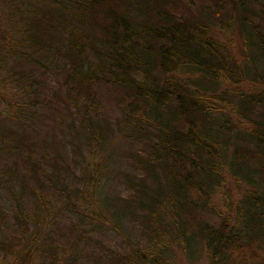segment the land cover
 I'll return each mask as SVG.
<instances>
[{
    "label": "trees",
    "instance_id": "trees-1",
    "mask_svg": "<svg viewBox=\"0 0 264 264\" xmlns=\"http://www.w3.org/2000/svg\"><path fill=\"white\" fill-rule=\"evenodd\" d=\"M50 1L39 17L25 14L19 41L0 27V52L21 58L4 78L20 117L8 129L0 117V156L25 155L21 173L15 164L0 172L18 185L16 195L7 189L11 211L0 203V264H264V0ZM101 87L121 127L100 119ZM35 102L68 115L71 160L55 148L52 163L35 157L25 141ZM119 139L126 193L103 196ZM59 205L81 220L54 240ZM102 230L123 251L97 242L81 257L79 244Z\"/></svg>",
    "mask_w": 264,
    "mask_h": 264
},
{
    "label": "rangeland",
    "instance_id": "rangeland-1",
    "mask_svg": "<svg viewBox=\"0 0 264 264\" xmlns=\"http://www.w3.org/2000/svg\"><path fill=\"white\" fill-rule=\"evenodd\" d=\"M0 0V27L3 31H8L7 33H11L12 37H16L15 40L19 41L21 36H19L18 32L22 27L20 26L21 23L24 22V19L29 14H35L36 11L39 9H46L51 5V1L49 0ZM33 11L35 13H33ZM10 17H9V16ZM39 17V15H36ZM9 19V20H8ZM14 26V27H13ZM18 52L20 50H25L22 46L17 47ZM0 51L1 47H0ZM20 57H16L13 53L10 55V59L4 57V54L0 52V117L5 118L6 121H8L6 124H4V127L8 129V127L15 126V123L10 122V118L12 117H20L19 115H16V108L18 104V100L15 99L13 95L16 96L17 90L15 89V85L13 81H8L7 79H4L7 72L10 71V67L15 68L16 63H20L19 60ZM17 60V61H16ZM15 61V62H14ZM24 68V70H29L31 67L30 65L21 64ZM59 76L55 77H48L47 80H45V83L41 84V91H38V96L41 98V101H43V97L49 96V91L53 89L55 81ZM56 78V79H55ZM41 80V79H40ZM109 88L101 87L97 88V113L100 115V119L106 118V122L108 125L112 127V129H115L117 127H121L119 123L120 115L115 110V103L112 100V96L110 95ZM14 98V100H11V98ZM39 105L35 102L32 105H29V109L31 110L30 113V119H28V122H25L23 119V130L26 132L25 141L30 142L33 144V148L35 151V157L44 156L45 158H48L49 161L52 163V154L53 148L58 149L60 151V157L63 160H67L70 158L72 159V152L69 149V140L68 137H64V134L66 132L65 125L70 119L67 117V114L63 113V109L54 108L52 109L54 112H47L46 109H40L38 107ZM39 109V110H37ZM57 111V112H56ZM98 115V116H99ZM26 116V114H25ZM4 120V119H2ZM24 125L26 127H24ZM16 128V127H15ZM18 131V130H17ZM112 131V130H111ZM19 132V131H18ZM115 134V133H113ZM25 135V134H24ZM23 135V136H24ZM67 141V145H66ZM14 142L7 141V144L9 147ZM116 149L114 151L115 155L112 161H110L111 167L110 172H108L107 177L103 182H101V193L103 196H117L126 193V188L123 184V179L120 177L121 173L125 174L128 173L129 167L126 164V160L123 159L120 156V153L124 152L126 148V143H123L120 139L116 141ZM7 149V147H5ZM83 152V151H82ZM24 152H17L15 149H10V154L7 155L6 152H4L3 156H0V172H3L6 168H10V166L14 165L16 168L19 169V166L21 165V161L24 159L25 156L23 154ZM83 154V153H82ZM93 160L90 158L89 164L92 165ZM81 163L83 161L78 160V165L81 166ZM22 172L21 170L19 171ZM16 173V172H15ZM19 173H16L14 175V178H17L18 180ZM10 182V183H9ZM228 183V182H227ZM30 185V184H29ZM18 185H12L11 181H5L2 184V181H0V203L4 206L5 211H11L10 208H12L11 205V199L10 194L8 192L9 190H12L13 193L16 195V192L18 191V188L15 187ZM229 189L232 194L236 196V191L234 189V185L231 183H228ZM31 187V185H30ZM23 204L25 210H28L30 207H32V204L27 199L24 201ZM57 210V214L54 216L53 222L56 223V227H52L53 231L51 232L53 239L58 240V235L56 233L62 232L64 236L71 237L72 233L69 232L70 223H76L75 221L77 219L81 220L77 216L73 214V212H66L63 210L60 205L58 207H55ZM9 211V212H10ZM54 212V213H55ZM83 223V222H82ZM81 224V223H79ZM123 227L126 230V237L133 242H139V230L137 227L133 224H126L125 221H123ZM51 228V227H50ZM105 244L106 248L115 250L116 252H121L124 249V241L119 237L116 232H110L102 230L101 233H95L92 232L89 236V240L86 243H80L79 247L77 248L78 254L81 256V253L83 252L84 256H89L90 253L94 252V248L96 246V243ZM82 257V256H81ZM87 259V258H86ZM87 262H89V259H87ZM84 260H79V264H86ZM198 264H201V262Z\"/></svg>",
    "mask_w": 264,
    "mask_h": 264
}]
</instances>
